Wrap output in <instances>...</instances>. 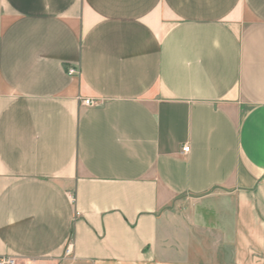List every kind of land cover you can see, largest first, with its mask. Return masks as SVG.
I'll use <instances>...</instances> for the list:
<instances>
[{
  "label": "crops",
  "instance_id": "obj_1",
  "mask_svg": "<svg viewBox=\"0 0 264 264\" xmlns=\"http://www.w3.org/2000/svg\"><path fill=\"white\" fill-rule=\"evenodd\" d=\"M0 256L264 264V0H0Z\"/></svg>",
  "mask_w": 264,
  "mask_h": 264
},
{
  "label": "built area",
  "instance_id": "obj_2",
  "mask_svg": "<svg viewBox=\"0 0 264 264\" xmlns=\"http://www.w3.org/2000/svg\"><path fill=\"white\" fill-rule=\"evenodd\" d=\"M75 72H76V70L73 69V68H69L68 69V73L69 74H73ZM83 103L86 104V105H94L95 104V102L92 99H84ZM188 150H189V145L188 144H184L181 147V151L184 152V153L188 152ZM64 253L67 254V255L70 253V245H68L66 247ZM0 264H15V258L10 257V256H0Z\"/></svg>",
  "mask_w": 264,
  "mask_h": 264
}]
</instances>
